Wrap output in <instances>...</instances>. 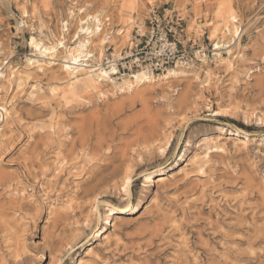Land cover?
<instances>
[{
    "label": "rangeland",
    "instance_id": "obj_1",
    "mask_svg": "<svg viewBox=\"0 0 264 264\" xmlns=\"http://www.w3.org/2000/svg\"><path fill=\"white\" fill-rule=\"evenodd\" d=\"M163 8L189 57L129 89L118 59ZM95 16L88 74L112 80L72 94L64 48L25 60ZM0 264H264V0H0Z\"/></svg>",
    "mask_w": 264,
    "mask_h": 264
},
{
    "label": "bare ground",
    "instance_id": "obj_2",
    "mask_svg": "<svg viewBox=\"0 0 264 264\" xmlns=\"http://www.w3.org/2000/svg\"><path fill=\"white\" fill-rule=\"evenodd\" d=\"M69 7H71V6H69ZM84 23L86 24L85 26H84ZM100 24H101V22H100L99 18H97L96 16L93 18V21H92V23L90 25H89V22H87V21H80V25H79L80 34H76L75 35V38L73 39V44H72L73 46L72 47H68L64 43L65 39H64V41H62L61 39H58L59 36L58 37L56 36L57 39L53 38V39L56 40V41H54L55 43H51L50 42V44L49 43L46 44V43L42 42L41 40L37 39L36 37H30L29 38L30 39L29 45L32 47V49H31L32 52L29 54L30 56H28V57L26 56L27 58L25 57V60L27 59L26 61H27L28 64H30L32 62L33 63L34 62L37 63L40 60H42L41 59L42 57H45V56H47V58L50 59L51 58V55H50L51 53L59 52L58 51V48H64V50H63L64 53L62 54L63 56L60 53L59 54L62 56V60H61L62 68L65 70V72L68 74V76H71L73 78V80L69 83L68 88H67V91L69 93H72L73 94V93H75V91L77 89L78 82L81 81V78L79 76L80 75H83L85 73L88 74L92 70H94V69L90 68L92 65L90 63H88V60L90 59V57H93V54L90 52L91 50L89 51V49H88V47H90L89 46V42L91 41L89 39V37H91V36H97L99 34H100V36L102 35V29L103 28H102V26H100ZM224 26H225V30L231 35V39L224 42L223 40H221V39H219L217 37V39H214L213 40V43H212L214 45L213 46V49L216 51V53L218 55H219V50L221 48H223V47L224 48L225 47L228 48V46L231 43V41L235 38L236 35H238V28H237V26H235L233 24H230V22H229V24L226 23ZM40 27H41V24H40ZM62 35H63V33H62ZM82 36H83V38H81ZM62 37H65V36H62ZM238 37H239V35H238ZM107 38H108V36H106V34H103L102 35V38H101V41L103 43H105ZM100 46L101 45H99V47ZM31 56H33V57L36 56L38 59H36V57L34 59H32ZM52 56H53V54H52ZM61 56H60V58H61ZM98 58H99V56H98ZM200 59H201V57H200ZM216 59H217V57H216ZM91 61H93V60H91ZM36 63H34V64H36ZM44 63L45 64H43V65H46V62H44ZM48 63H50V62H48ZM38 64H40V63H38ZM41 65H38L37 67L40 68ZM47 66H48V64H47ZM177 66L175 68L168 69L167 70V73L163 74V76H161V77H164V79H165L166 77H169V76L172 77V75L175 76L178 73L179 70L182 71V68H180L179 70H177ZM42 69H43V67H42ZM112 70H113V68H112ZM112 72H114V71H112ZM109 73L110 72L106 71L105 69L100 68L99 71H97V73H95V78L112 80V79H110ZM131 75H132V77H134L133 79H131V80L124 79L123 80V83L121 82L122 85L124 84L123 86H126L129 89L134 88L136 85H139V84H142V83H145V82L155 81V78L152 75V73L149 72V71H147V70H145V69L144 70L137 71L136 73L131 74ZM87 77L90 80L89 82H91V84H94V82H96L95 81V78H92L93 76L91 74H88ZM86 79H84L82 82L84 84H86V86H88V87L90 86L91 87V85L89 84L88 80H86ZM121 83L119 85H121ZM94 87H95V84H94ZM123 89H124V87H123ZM53 93H57V92L55 90H53ZM203 140L204 141L202 143L204 145H206V149H208L209 146H210V143L214 141L211 137H205ZM241 142H244V141H241ZM198 146H200V144H198ZM214 147H216V146H214ZM198 158H199V154L198 153L193 154L186 161L185 166L189 165V163H191V162L197 163L198 162L197 161ZM184 171H185V169L183 167H181V168L178 169V171H176L174 173L170 172L167 175H158V176H156L153 179L154 180L153 183L156 184V185H162L168 179H171V178L173 179V175L174 174H176V175L182 174ZM126 185H128V184H125L124 186H126ZM125 188H127V187H125ZM108 237L105 234L102 239L103 240H107ZM89 253H90V249H88L86 251L85 256H88Z\"/></svg>",
    "mask_w": 264,
    "mask_h": 264
},
{
    "label": "built area",
    "instance_id": "obj_3",
    "mask_svg": "<svg viewBox=\"0 0 264 264\" xmlns=\"http://www.w3.org/2000/svg\"><path fill=\"white\" fill-rule=\"evenodd\" d=\"M184 18L174 9H152L130 36V47L118 59L127 70L164 71L189 57L183 43ZM117 60V61H118ZM119 70L118 64H115Z\"/></svg>",
    "mask_w": 264,
    "mask_h": 264
}]
</instances>
